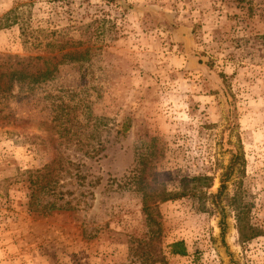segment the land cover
Instances as JSON below:
<instances>
[{"label": "rangeland", "instance_id": "1", "mask_svg": "<svg viewBox=\"0 0 264 264\" xmlns=\"http://www.w3.org/2000/svg\"><path fill=\"white\" fill-rule=\"evenodd\" d=\"M69 52L0 99V264H264V0H0V64Z\"/></svg>", "mask_w": 264, "mask_h": 264}, {"label": "trees", "instance_id": "2", "mask_svg": "<svg viewBox=\"0 0 264 264\" xmlns=\"http://www.w3.org/2000/svg\"><path fill=\"white\" fill-rule=\"evenodd\" d=\"M78 52L76 53H65L59 55L58 58H42V57H28L26 59L21 58H14L15 63L14 64H0V99L6 100L13 95V91L15 88L18 89L19 95H22L26 92H30L34 90V88L46 81H48L53 74L57 70V65L67 62L68 60H80V56ZM56 61V62H53ZM42 62V63H41ZM58 126V125H57ZM63 132H65V128L62 129ZM61 130V131H62ZM60 158L59 160H61ZM59 160L56 161V165H58ZM236 158H232V161L229 165V169L231 170L232 166L235 165ZM244 163L242 162V165ZM50 167H45L44 172L46 169H49ZM52 169V168H51ZM61 170H58L55 172L54 170V178L58 180L60 177ZM42 173V175H41ZM51 173V172H50ZM242 173V172H240ZM47 173H43V170L38 172H35V181L33 182L35 185L41 184L46 177ZM228 174L226 173V177H222L220 180V189H224L225 183L227 182ZM205 180H210V177H201ZM201 179H198V181ZM136 185L141 190H145V194L143 196V213L146 217V221L149 222V224L157 223V205L163 202H166L176 196L178 194L175 193H168L165 191L162 187V191L156 195L151 194L148 192V189L151 188V185L145 180L142 179V177H138L135 181ZM242 185H244V182L242 179H239L236 183V187L234 189V194L229 200L230 206L233 208L235 212V219H236V225H237V231L239 236V243L241 245L248 243L258 237L264 236V228L258 227L251 222V214L252 209L254 208L255 204L252 200H248L249 195L247 194V191H245L244 188H242ZM163 185H157L156 183L152 185V187L159 189ZM38 187V186H36ZM147 192V193H146ZM31 205V204H30ZM203 206V205H202ZM204 208V207H202ZM38 214L46 215L48 213H45L44 210H37ZM220 228H221V235L223 236L225 232V222L224 217H221V220L219 222ZM171 253L173 255L178 256H186L187 251L184 246V243L182 241H178L175 243H172L170 245Z\"/></svg>", "mask_w": 264, "mask_h": 264}]
</instances>
